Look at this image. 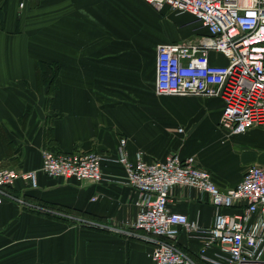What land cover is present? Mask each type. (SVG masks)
<instances>
[{"label":"crops","instance_id":"crops-1","mask_svg":"<svg viewBox=\"0 0 264 264\" xmlns=\"http://www.w3.org/2000/svg\"><path fill=\"white\" fill-rule=\"evenodd\" d=\"M155 9L146 0H0V167L38 170L37 188L18 179L11 190L44 208L11 199L0 205V264H154L150 243L49 211L130 226L139 194L117 161L121 138L131 161L139 152L148 161L195 156L222 188L238 184L252 164L264 165V129L227 134L222 97L156 92L157 46L189 38L181 15L169 32L157 31ZM209 58L228 64L223 54ZM39 60L60 66L52 94L39 89ZM44 147L104 155L103 180L48 176ZM170 198L172 211L213 224L208 193L176 185ZM177 240L199 257L200 238L181 231Z\"/></svg>","mask_w":264,"mask_h":264},{"label":"built area","instance_id":"built-area-1","mask_svg":"<svg viewBox=\"0 0 264 264\" xmlns=\"http://www.w3.org/2000/svg\"><path fill=\"white\" fill-rule=\"evenodd\" d=\"M146 1L157 9L188 13L207 30L195 38L157 46L156 92L222 97L225 106L219 124L229 135L264 129V0ZM213 52L226 56L228 64L211 63ZM126 141L120 140L117 161L126 170L127 184L139 194L137 215L129 227L49 211L82 226L150 243L154 264H264V165L252 164L238 184L222 188L208 170L198 166L195 156L183 159L173 153L163 160L148 161L139 152L131 161ZM41 157V170L50 177L92 183L103 180L105 156L98 152L64 153L44 147ZM18 179L37 188L38 170L0 167V205L11 199L44 209L11 190ZM176 185L211 196L216 208L211 226L203 227L170 209V192ZM181 231L202 240L198 258L178 244Z\"/></svg>","mask_w":264,"mask_h":264},{"label":"rangeland","instance_id":"rangeland-1","mask_svg":"<svg viewBox=\"0 0 264 264\" xmlns=\"http://www.w3.org/2000/svg\"><path fill=\"white\" fill-rule=\"evenodd\" d=\"M164 9H155L151 15L156 22L157 28L156 30L162 33H167L172 29V23H178V19L182 21V28L185 30L186 38H195L198 35H201L205 32L204 28L200 25V22L189 15L188 13H178L170 8H167L166 11ZM175 15H181L178 19Z\"/></svg>","mask_w":264,"mask_h":264},{"label":"trees","instance_id":"trees-1","mask_svg":"<svg viewBox=\"0 0 264 264\" xmlns=\"http://www.w3.org/2000/svg\"><path fill=\"white\" fill-rule=\"evenodd\" d=\"M204 30H205V32L203 34H206L207 30L205 28H204ZM59 69H60V66L57 63L39 60L37 62L39 89H40L41 85H44L47 87L48 93L52 94L53 89H54V81H55V78L59 72ZM48 148H50V147H48Z\"/></svg>","mask_w":264,"mask_h":264}]
</instances>
